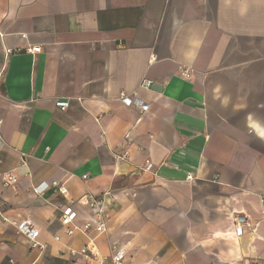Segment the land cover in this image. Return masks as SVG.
I'll return each mask as SVG.
<instances>
[{
  "label": "crops",
  "instance_id": "obj_1",
  "mask_svg": "<svg viewBox=\"0 0 264 264\" xmlns=\"http://www.w3.org/2000/svg\"><path fill=\"white\" fill-rule=\"evenodd\" d=\"M257 129L264 0H0V264H112L115 247L126 264H264ZM52 181L67 193L33 191Z\"/></svg>",
  "mask_w": 264,
  "mask_h": 264
},
{
  "label": "built area",
  "instance_id": "obj_2",
  "mask_svg": "<svg viewBox=\"0 0 264 264\" xmlns=\"http://www.w3.org/2000/svg\"><path fill=\"white\" fill-rule=\"evenodd\" d=\"M31 52H39L40 47H32L30 49ZM184 76L189 77L190 74L188 71H183L182 73ZM151 82L150 81H143L140 84V87L150 88ZM120 101L126 106H133L136 108L141 114H145L149 109V103L142 100L138 95L133 94L132 97L129 95L122 94L119 97ZM55 105L61 110L65 111L68 107V101L59 100L55 102ZM0 146H1V138H0ZM151 163L146 161V169L151 168ZM187 180H193L192 175H187ZM17 183V177L11 172L6 171L1 175V185L3 187L14 186ZM49 186L55 188L58 193L61 195H65L67 193V189L63 183H59L58 181H52L50 184L46 182H41L40 184L36 185L33 188L35 193H42L46 190ZM103 202V201H102ZM100 200L94 199L91 196L87 197L84 204L87 205L95 220H96V230L98 232L105 231L107 220V214L105 213V205H103ZM76 218L75 211L70 206H65L61 209L60 212V223L62 226L66 227L67 234L71 235L74 232L73 228H68L67 226L73 222ZM245 223L244 217H235L234 224H235V233L236 235L240 236L243 230V224ZM14 227L16 228L17 232L24 235L29 246L31 248H42L43 246L37 241L38 236V229L29 221L27 220H20L13 223ZM90 224L84 225L85 228H88ZM90 249V248H89ZM88 250V247L82 249V252L85 253ZM111 263L112 264H126V252L123 247H115L112 251L111 255Z\"/></svg>",
  "mask_w": 264,
  "mask_h": 264
},
{
  "label": "clouds",
  "instance_id": "obj_3",
  "mask_svg": "<svg viewBox=\"0 0 264 264\" xmlns=\"http://www.w3.org/2000/svg\"><path fill=\"white\" fill-rule=\"evenodd\" d=\"M257 132L261 137H264V131L257 129Z\"/></svg>",
  "mask_w": 264,
  "mask_h": 264
}]
</instances>
